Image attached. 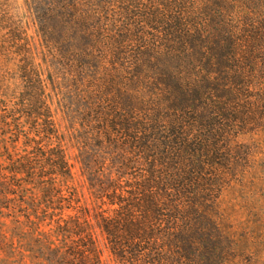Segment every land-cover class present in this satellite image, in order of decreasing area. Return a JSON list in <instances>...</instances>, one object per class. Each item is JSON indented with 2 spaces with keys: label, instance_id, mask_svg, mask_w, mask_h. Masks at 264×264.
<instances>
[{
  "label": "trees",
  "instance_id": "trees-1",
  "mask_svg": "<svg viewBox=\"0 0 264 264\" xmlns=\"http://www.w3.org/2000/svg\"><path fill=\"white\" fill-rule=\"evenodd\" d=\"M206 1L153 0L148 7L129 8L144 9L145 17L148 10L156 11L149 28L161 42L141 23L133 25L131 42L139 40L140 49L130 84L121 87L129 95L126 108L114 105L109 94L98 97L97 90L78 89L73 101L85 103L77 114L79 128L54 119L59 89L51 75L38 65L18 67L25 90L17 105L28 102L30 123L28 130L19 124L5 129L0 100L1 135L10 134L2 141L15 145L22 139L24 147L23 154L13 156L3 146L7 165L0 163V208L15 222L22 217L32 233L40 223L53 225L33 239L43 264H101L94 230L104 234L120 264H226L225 236L210 212L218 174L212 167L213 141L223 142L227 129L217 106L247 94L256 77L247 63L263 60L258 53L264 48L257 43V20L229 25L227 10H207ZM46 11L55 22L44 30L46 18L37 16L44 48L82 70L93 68L102 17L95 5L65 0L57 11L52 5ZM77 55L84 60L74 59ZM73 141L89 156L80 160L81 172L94 198L112 208L109 213L81 205L83 194L66 186L74 166L65 147L72 148ZM97 157L110 166L99 165ZM75 208L77 214L63 217Z\"/></svg>",
  "mask_w": 264,
  "mask_h": 264
},
{
  "label": "rangeland",
  "instance_id": "rangeland-1",
  "mask_svg": "<svg viewBox=\"0 0 264 264\" xmlns=\"http://www.w3.org/2000/svg\"><path fill=\"white\" fill-rule=\"evenodd\" d=\"M53 1L57 7L53 6ZM53 1L0 0V100L4 101V106H1L4 110L1 113L7 117L8 126H5V129H13L17 124L24 130H28L29 127L30 121L26 116L28 102L25 101V107L20 109L17 105L20 92L25 90V83L21 81L18 69L23 63H28L31 68L38 65L45 73L51 75L59 89L60 111L54 115V119L56 121L62 119L68 126L79 128L77 114L84 110L85 103L73 101L78 89L88 92L97 90L98 97L109 94L114 105L126 108L129 95L123 93L121 87L125 88L130 84L128 79L134 71L135 67L132 66L139 58L137 56L140 49L139 40L131 42L132 35L135 34L132 32L133 25L141 23L154 41L161 42L159 37H154L157 35L155 31L149 28L154 22L150 14L155 15L156 11L148 10L149 15L145 17L144 9H129L139 7L140 4L148 7V3H152L153 0H90L99 11L98 17H102L97 25V45L94 53L96 59L92 60L94 67L82 70L76 67L75 62L70 64L62 61L57 52L44 48L43 36L39 30L41 20L37 19V16L46 18L44 30L45 26L53 25L55 21L49 18L47 7L52 5V11H57L58 5L65 0ZM206 2L207 10H227L229 25L236 26L241 22H247L248 19L257 20L258 25L260 24L257 43L264 48V0H235L232 4L226 0ZM221 20L226 22V17ZM127 27H130V32L125 31ZM216 34L220 35L218 32ZM50 37L57 36L54 34ZM260 54H264V50L260 51L258 56ZM73 58L84 60L80 55ZM262 58L263 60L259 62L247 63L256 77L252 86L247 88V94L241 92V101L217 106L225 116L227 129L223 134L225 137L223 142L218 141L220 137L213 141L215 148L212 160L215 163L212 167L218 174L215 175L217 178L214 182L210 212L212 220L219 223L225 236L221 244L227 250L224 259L226 264H264V56ZM96 61L102 64L103 68H97ZM56 106L55 103L52 104L51 110ZM15 108L17 110L14 111ZM212 122L218 126L219 120L214 117ZM1 131L0 128V163L5 167L7 161L3 146L7 147V152L13 156L23 154L24 147L22 139L15 145L2 141V138L7 141L10 134L3 136ZM80 145L73 141L72 148L65 147L69 162L74 166L72 180L65 184L76 187L83 194L81 205L83 203L95 207L97 205L109 213L112 208L106 203L102 205L100 200L94 198L89 190L88 179L81 172L80 160L90 158L84 156ZM100 160L102 158L97 157L96 162ZM99 165L110 166L109 160L103 164L99 162ZM1 174L8 173L1 170ZM6 204L13 203L9 201ZM76 210L77 208L64 211L63 217L65 218L67 214H77ZM9 212L5 208H0V264H43L33 239L38 236V232H48L53 225L46 226L47 221L40 223L32 233L33 230L23 223L22 217L15 222L17 219L9 216L8 214H11ZM93 238L100 253L101 264H120L111 254L104 234L94 230ZM51 239L54 244H58L55 237Z\"/></svg>",
  "mask_w": 264,
  "mask_h": 264
}]
</instances>
